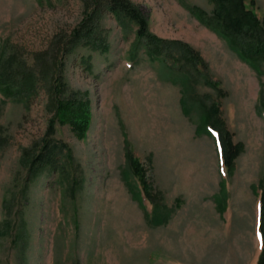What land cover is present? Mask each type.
<instances>
[{
    "label": "rangeland",
    "instance_id": "obj_1",
    "mask_svg": "<svg viewBox=\"0 0 264 264\" xmlns=\"http://www.w3.org/2000/svg\"><path fill=\"white\" fill-rule=\"evenodd\" d=\"M125 1L141 18L0 0V264H264V57L197 17L213 0Z\"/></svg>",
    "mask_w": 264,
    "mask_h": 264
},
{
    "label": "trees",
    "instance_id": "obj_2",
    "mask_svg": "<svg viewBox=\"0 0 264 264\" xmlns=\"http://www.w3.org/2000/svg\"><path fill=\"white\" fill-rule=\"evenodd\" d=\"M93 1L97 2V0ZM100 1L99 3H101ZM102 1L103 4H106V8L122 23L136 21L141 18L139 10L125 0H107L106 3H104V0ZM213 2L214 7L210 16H207L203 10L194 6V9L197 8L196 10L198 11L196 13L197 17L200 20L208 17L207 21H205L206 24L229 38L231 45L236 47L240 52H244L246 56L253 57L254 59L259 55L264 57V18L262 20L257 18L256 14L245 6V0H213ZM99 3L95 4L94 11L91 12V15L98 11ZM91 15H88L89 18H91ZM141 23L144 28L146 26L145 20L141 19ZM83 29L80 27V29L73 30L67 44L73 46L81 41L84 37ZM150 43L153 47L157 48L154 45V40L150 41ZM0 82L8 86L4 74L0 75ZM56 115L60 122L69 124L79 137H83L89 124V112L86 105L81 103L77 104L72 101H58ZM221 138L223 157L225 163L229 164L237 153V146L239 144L231 145L227 133L221 132ZM130 167L137 170V165L135 164ZM262 209L264 213V192L262 195ZM145 213L147 214L146 211ZM153 213H155L154 210Z\"/></svg>",
    "mask_w": 264,
    "mask_h": 264
}]
</instances>
